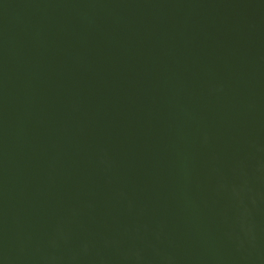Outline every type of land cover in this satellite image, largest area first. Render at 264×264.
Instances as JSON below:
<instances>
[{
	"label": "water",
	"instance_id": "1",
	"mask_svg": "<svg viewBox=\"0 0 264 264\" xmlns=\"http://www.w3.org/2000/svg\"><path fill=\"white\" fill-rule=\"evenodd\" d=\"M0 264H264V0H0Z\"/></svg>",
	"mask_w": 264,
	"mask_h": 264
}]
</instances>
